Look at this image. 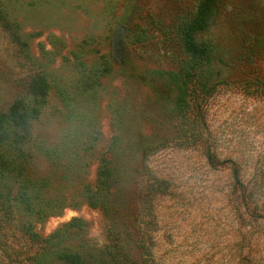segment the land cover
I'll return each mask as SVG.
<instances>
[{"label":"rangeland","instance_id":"rangeland-1","mask_svg":"<svg viewBox=\"0 0 264 264\" xmlns=\"http://www.w3.org/2000/svg\"><path fill=\"white\" fill-rule=\"evenodd\" d=\"M200 2L0 0V113L39 108L0 139V264H264V0H219L197 35L212 63L187 131L155 72L177 70ZM138 139L157 145L143 160ZM114 142L124 179L94 207Z\"/></svg>","mask_w":264,"mask_h":264},{"label":"trees","instance_id":"trees-1","mask_svg":"<svg viewBox=\"0 0 264 264\" xmlns=\"http://www.w3.org/2000/svg\"><path fill=\"white\" fill-rule=\"evenodd\" d=\"M218 3L219 0H201L193 15L181 25L180 35L184 56L177 65V70L173 72H155V75L167 78L166 87L169 89L168 93L174 105L171 110L172 116L180 121L182 125L189 126V128L186 127L187 131L194 130L191 129V123L193 122L190 119L191 116L197 113L198 109V103L194 96L198 91H201L199 89L202 84L199 77L212 63V48L208 44L198 42L197 35L208 30L211 26ZM170 99L168 98V100ZM38 109L24 107L21 103H16L9 111L0 113V139L9 130L14 129L17 130V133H20V136H23L29 125L26 118L28 115L33 116V113L38 116ZM142 141L139 139L133 141L132 148L138 152L136 157L143 160L157 149V145L150 142L144 146ZM113 144L101 156L96 189H94L93 194H88L90 201L92 204L94 203V207L108 208V196L112 184L114 181L118 182L124 179L123 174H125V171L121 172L120 170V157L122 155L117 151V143L114 142ZM123 165L125 166V163ZM36 261L37 264H121L119 262L120 258L117 257L116 248L98 250L94 253V256L89 258L72 248H41Z\"/></svg>","mask_w":264,"mask_h":264}]
</instances>
